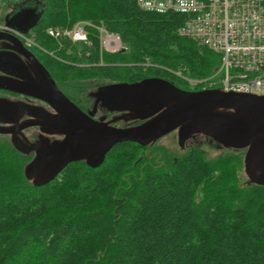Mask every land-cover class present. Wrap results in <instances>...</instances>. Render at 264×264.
<instances>
[{"label": "trees", "instance_id": "1", "mask_svg": "<svg viewBox=\"0 0 264 264\" xmlns=\"http://www.w3.org/2000/svg\"><path fill=\"white\" fill-rule=\"evenodd\" d=\"M38 2L30 35L65 61L47 68L59 85L153 76L200 91L188 79L219 67V56L179 36L185 15L147 12L134 0ZM79 21L117 35L125 49L102 52L94 28L88 45L46 33ZM243 158L123 143L100 165L71 163L35 187L28 159L0 139V264H264V187L241 179Z\"/></svg>", "mask_w": 264, "mask_h": 264}, {"label": "water", "instance_id": "2", "mask_svg": "<svg viewBox=\"0 0 264 264\" xmlns=\"http://www.w3.org/2000/svg\"><path fill=\"white\" fill-rule=\"evenodd\" d=\"M24 7V4L19 5L6 15L3 21L5 30L26 34L38 23L41 10L37 13L36 9ZM31 19L33 24H30ZM0 41L14 42L22 53L24 51L23 55L34 60L50 91L9 76H0V89L49 103L68 119L65 120L68 125L61 127L60 131L80 141L54 160L41 164L37 173H31L32 165L25 167V176L35 187L55 179L71 163L84 161L96 167L119 144L136 143L150 150L155 143L175 131L180 145L190 136L202 135L223 148L246 150L243 169L247 183L264 187V94L220 89L189 92L161 78L114 84L99 90L106 94L110 103L145 112L140 116L143 122L138 125L118 128L110 123L87 120L86 115L57 89L47 70L27 52L20 40L0 30ZM0 133L8 132L0 128ZM90 161L95 163L91 165Z\"/></svg>", "mask_w": 264, "mask_h": 264}, {"label": "built area", "instance_id": "3", "mask_svg": "<svg viewBox=\"0 0 264 264\" xmlns=\"http://www.w3.org/2000/svg\"><path fill=\"white\" fill-rule=\"evenodd\" d=\"M134 1L147 12L185 15L179 36L220 57L219 67L210 78L211 89L215 86L225 92L264 94V0ZM88 28L98 31L102 52L113 54L125 49L117 35L85 21L66 29L49 28L46 33L57 41L88 45ZM11 32L24 47L35 46L32 35Z\"/></svg>", "mask_w": 264, "mask_h": 264}, {"label": "flooded vegetation", "instance_id": "4", "mask_svg": "<svg viewBox=\"0 0 264 264\" xmlns=\"http://www.w3.org/2000/svg\"><path fill=\"white\" fill-rule=\"evenodd\" d=\"M22 4L25 5L24 8L27 10L36 9L37 13L38 10H41V4H39L37 0H31L15 4L8 14ZM33 21L34 20L31 19L30 24H33ZM33 28H31L26 34L30 35ZM4 31L19 40V38L11 32L12 30L4 29ZM24 48L47 70L57 89L60 90L84 115H86L87 120L110 123L112 126L118 128L131 127L143 122L140 121L143 120L140 119V116L145 113L143 112L144 110L128 109L126 106H115L110 103L106 94L99 91L102 88L114 84L108 83V85L99 86L95 90L81 94L82 96H80L78 100H74L70 95L63 91L61 85H59L52 77L47 67L43 64L40 58L41 56L38 55V51L31 48ZM20 52L22 53V49L17 47L14 42L0 41V76H9L22 83H27L32 86L36 85L43 91H50V87L40 74L34 60L23 55L24 51L22 54ZM147 78L155 77L150 76L142 78L141 80ZM204 89L206 88H203L202 90ZM186 91L196 92L198 90ZM65 120L68 119L62 116L55 107L43 100L18 92L0 89V128H4L8 132L0 133V138L5 137L9 139L12 145L21 152L24 157L29 159L26 166H33L31 173L39 172L40 169L38 170V168H40L41 164L54 160V158L59 157L70 147L75 146L80 142L70 134L60 131L61 127L68 125ZM173 133L177 134L176 131ZM199 137L207 139L211 143L210 139L202 135H193L180 145L177 136L179 149L184 152L192 142L196 143V140ZM213 144L217 149L223 151H238L242 152L243 156L246 153V150L226 149L215 143ZM38 160L39 164H37ZM93 163L95 162H89L91 165Z\"/></svg>", "mask_w": 264, "mask_h": 264}, {"label": "rangeland", "instance_id": "5", "mask_svg": "<svg viewBox=\"0 0 264 264\" xmlns=\"http://www.w3.org/2000/svg\"><path fill=\"white\" fill-rule=\"evenodd\" d=\"M24 1L25 0H0V26H1L0 30H4L3 29L4 18L12 10L13 6L15 4L22 3ZM40 1L43 2V0H40ZM34 43H35V46L31 47V49H35L38 51V55L41 56L40 58H41L43 64L48 69L50 66L56 64V62H65L60 58H56V56L54 54L50 53L49 51L38 46L35 41H34ZM81 44L82 43H77V45H81ZM79 66H82V64H80ZM146 66H144V67H146ZM144 73H147V72H144ZM166 81H168V80H166ZM114 82H115V80H110L109 78L106 79L104 77L103 80L97 81V82L96 81L90 82L88 79H84L82 81H77V82L71 83V85H69V83L61 84V87H62L64 92H66L68 95L71 96V98H73L74 100H78L80 98V96H82L81 94H85L89 91L95 90L99 86L108 85V83L109 84H115ZM194 82H196V84H203V86L205 88H209V89L212 85L211 84L212 81L210 78L209 79L208 78L200 79L197 81H193V80L188 79V83H190L192 87L195 86V85H193ZM118 83H122V82H118ZM126 83H129V82H126ZM0 139L6 140L7 142L10 143L9 139H7L5 137H1ZM177 142H178L177 141V134L172 133V134H169L168 136L162 138L161 140H159L157 143H155L154 146L159 148V149L167 151V153H169L171 155L178 156V155L183 154V151H181L179 149ZM191 147L192 148L195 147V148H198V149L204 151L206 158L210 161L214 160L215 158H217L218 156H221V155H235L238 152V151H223L221 149H217L212 142L210 143L209 140L201 138V137H199L196 140V143L192 142L190 144V146L188 147V149L186 148L185 151L189 150V148L191 149ZM240 153H242V152H240ZM26 159H28V158H26ZM28 160L26 162H28ZM240 177L243 181L247 180V177L244 174L243 168H242V171L240 173Z\"/></svg>", "mask_w": 264, "mask_h": 264}]
</instances>
